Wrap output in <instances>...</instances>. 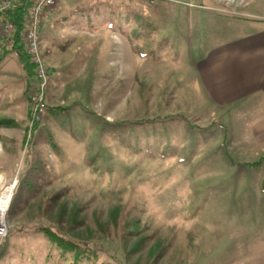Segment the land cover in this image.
Here are the masks:
<instances>
[{
    "label": "rangeland",
    "instance_id": "374dc122",
    "mask_svg": "<svg viewBox=\"0 0 264 264\" xmlns=\"http://www.w3.org/2000/svg\"><path fill=\"white\" fill-rule=\"evenodd\" d=\"M224 7L264 2L57 0L42 12V111L35 66L26 88L18 53L0 61V111L14 112L0 119L17 124L0 127V199L14 184L0 264H264V178L234 163L193 84L197 36L233 14ZM44 227L97 258L62 257Z\"/></svg>",
    "mask_w": 264,
    "mask_h": 264
},
{
    "label": "crops",
    "instance_id": "0c3cea01",
    "mask_svg": "<svg viewBox=\"0 0 264 264\" xmlns=\"http://www.w3.org/2000/svg\"><path fill=\"white\" fill-rule=\"evenodd\" d=\"M213 16L216 30L208 36H197L193 47V84L211 104V114L223 127L229 150L238 155L234 163L241 165L246 174L256 170L260 182L264 178V172H258L264 171V11L220 12ZM10 55L7 53L0 61ZM10 60L15 64L19 61L28 88L33 66L25 67L19 56L18 61ZM11 74L15 72L11 70ZM25 97L28 118L30 106ZM0 114L12 116L14 112L1 110Z\"/></svg>",
    "mask_w": 264,
    "mask_h": 264
},
{
    "label": "built area",
    "instance_id": "2783aa9c",
    "mask_svg": "<svg viewBox=\"0 0 264 264\" xmlns=\"http://www.w3.org/2000/svg\"><path fill=\"white\" fill-rule=\"evenodd\" d=\"M17 0H0V16H2L6 11L15 6ZM147 2L149 4H154L160 0H140ZM170 1H180V0H170ZM57 0H34L30 7V13L27 19L25 33V45L30 57V62L35 66V73L37 76V82L33 87L34 94L31 96L33 103V113L37 114L38 111H42L45 107V89L47 86V73L45 69V64L43 62V57L39 49V27H40V16L42 12L50 6L55 5ZM223 11L230 12L233 14H238L239 12L229 10L228 7H224ZM16 31V25L11 22L7 17H3L0 20V53L14 47L15 39L13 37ZM9 206L7 207L8 211ZM6 211V213H7ZM5 213V215H6ZM5 216L3 220H0V236L6 234Z\"/></svg>",
    "mask_w": 264,
    "mask_h": 264
},
{
    "label": "trees",
    "instance_id": "16d2710c",
    "mask_svg": "<svg viewBox=\"0 0 264 264\" xmlns=\"http://www.w3.org/2000/svg\"><path fill=\"white\" fill-rule=\"evenodd\" d=\"M33 1L34 0H17L13 8L9 9L2 16H0V20L3 17H7L16 25V31L14 33V47L5 51L4 53H0V60L3 59L7 53L16 51L19 55L21 63L24 64L25 67L33 66V64L30 62L27 49H25V43L20 37V33L26 26L27 17L29 16L30 7L33 4ZM15 125H17L16 121L12 118L0 119V127H11ZM41 231L52 243L58 245V247L61 249L62 257L67 258L68 256L66 254H69L74 263L86 258H97V252L94 249L86 245H82L71 238H65L62 234L54 231L50 227L41 228Z\"/></svg>",
    "mask_w": 264,
    "mask_h": 264
},
{
    "label": "bare ground",
    "instance_id": "6f19581e",
    "mask_svg": "<svg viewBox=\"0 0 264 264\" xmlns=\"http://www.w3.org/2000/svg\"><path fill=\"white\" fill-rule=\"evenodd\" d=\"M2 178H3V175L0 174V188L2 187L1 186V182H2ZM13 188H14V184H10L9 185V188L7 190V188H3V192H2V197L0 199V220H3V217L5 216V212L7 211V207L9 206V202H10V199H11V194H12V191H13Z\"/></svg>",
    "mask_w": 264,
    "mask_h": 264
}]
</instances>
